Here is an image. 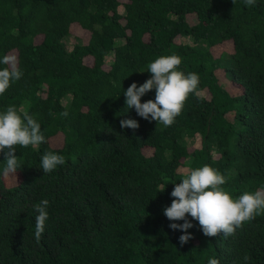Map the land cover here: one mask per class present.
<instances>
[{"label":"trees","instance_id":"1","mask_svg":"<svg viewBox=\"0 0 264 264\" xmlns=\"http://www.w3.org/2000/svg\"><path fill=\"white\" fill-rule=\"evenodd\" d=\"M172 53L200 81L164 127L127 108L124 92ZM6 54L23 75L0 95V111L27 108L45 142L17 146L13 174L0 152V264H264V215L227 238L205 236L188 216L192 235L181 245L183 231L169 224L183 221L163 214L174 183L204 164L229 177L234 197L264 189V0H0ZM122 119L139 127L121 128ZM46 151L65 163L43 173ZM43 199L49 216L37 242L34 205Z\"/></svg>","mask_w":264,"mask_h":264},{"label":"clouds","instance_id":"2","mask_svg":"<svg viewBox=\"0 0 264 264\" xmlns=\"http://www.w3.org/2000/svg\"><path fill=\"white\" fill-rule=\"evenodd\" d=\"M244 3L246 6H255L256 0H244ZM181 63L182 57L176 53L159 56L150 62L147 71L151 73V77L139 86L136 82L131 83L124 92L127 108H134L136 114L145 120H154L164 127L171 126L181 114L189 94L197 93L200 81L198 73L180 70ZM0 65H4L0 67V95H3L13 82L22 77L23 72L15 55L0 57ZM152 89H155V99L141 102V97ZM61 115L66 117L68 113L63 112ZM120 126L136 129L139 123L135 119H122ZM43 142L45 136L41 125L27 108L8 105L0 111V152L4 154L5 174H13L22 167L15 154L17 146H39ZM64 163L63 155L46 151L41 157L40 168L43 173H50ZM228 179L218 169L204 164L191 169L179 183H174L170 193L172 202L170 206L164 207L163 214L169 221H183L169 224L172 230L183 231L184 234L179 237L181 245L187 243L192 235L187 232V229L193 227L188 216L198 221L205 236L216 237L223 234L227 238L235 235L245 222L264 215V189L244 191L234 197L224 187ZM48 205L47 199L34 205L37 212L34 238L37 242L45 231L49 216ZM243 259L247 261L249 257L245 255ZM207 264H220V260L210 257Z\"/></svg>","mask_w":264,"mask_h":264},{"label":"rangeland","instance_id":"3","mask_svg":"<svg viewBox=\"0 0 264 264\" xmlns=\"http://www.w3.org/2000/svg\"><path fill=\"white\" fill-rule=\"evenodd\" d=\"M187 18H188V21L191 22V23H193V22L196 21V17L194 15H187ZM79 35H80V37L82 38L83 41H86L87 40V38H86L87 32L86 31L85 32L83 30L80 31L79 32ZM176 39L178 41L182 42V43H191L192 42V39L189 36L177 35L176 36ZM73 40L74 39H73V35L72 34L69 35L66 38V41L65 42H66V46L68 48L71 47ZM230 49H231L230 43L227 42L225 44H222L221 46L214 47V49L212 51H213V54L215 56H218V55H220V53H221L222 50H230ZM54 140H55V143L54 144H56V145L60 142L59 138H56L55 137ZM189 143L192 144L193 146H199L200 145V138H199V136L197 135L195 137L190 138L189 139Z\"/></svg>","mask_w":264,"mask_h":264}]
</instances>
